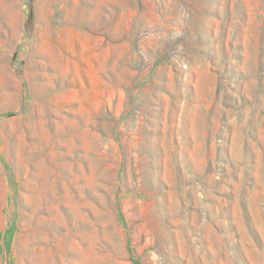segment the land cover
Here are the masks:
<instances>
[{"label": "rangeland", "instance_id": "rangeland-1", "mask_svg": "<svg viewBox=\"0 0 264 264\" xmlns=\"http://www.w3.org/2000/svg\"><path fill=\"white\" fill-rule=\"evenodd\" d=\"M0 264H264V0H0Z\"/></svg>", "mask_w": 264, "mask_h": 264}, {"label": "trees", "instance_id": "trees-1", "mask_svg": "<svg viewBox=\"0 0 264 264\" xmlns=\"http://www.w3.org/2000/svg\"><path fill=\"white\" fill-rule=\"evenodd\" d=\"M26 23L28 26H31L33 23V10H32V7L30 5H29V9H28V15H27Z\"/></svg>", "mask_w": 264, "mask_h": 264}]
</instances>
